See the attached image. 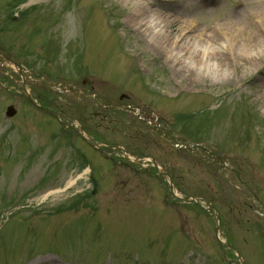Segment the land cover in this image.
I'll use <instances>...</instances> for the list:
<instances>
[{"label": "rangeland", "instance_id": "1", "mask_svg": "<svg viewBox=\"0 0 264 264\" xmlns=\"http://www.w3.org/2000/svg\"><path fill=\"white\" fill-rule=\"evenodd\" d=\"M150 1L166 23L171 14L191 20L193 34L203 30L210 47L228 38L234 21L244 41L259 31L251 13L264 14V0ZM145 17L128 0H0V41L59 81L148 103L179 135L206 139L232 156L243 186L190 166L173 173L177 192L210 199L246 264H264V209L257 205L264 204V53L251 64L225 54L222 63L193 71L168 56L178 25L163 40L140 27ZM258 45L252 43L253 53ZM9 104L17 109L13 117L5 114ZM74 135L21 94L0 88V225L7 223L0 264H234L217 242L215 217L201 205L170 196L155 172L113 153L105 160ZM100 137L139 149L124 143L119 128Z\"/></svg>", "mask_w": 264, "mask_h": 264}, {"label": "bare ground", "instance_id": "2", "mask_svg": "<svg viewBox=\"0 0 264 264\" xmlns=\"http://www.w3.org/2000/svg\"><path fill=\"white\" fill-rule=\"evenodd\" d=\"M128 1H130L131 4H133L146 14V17L148 19L146 17L145 18L147 19V21L142 22L139 25L140 27H145V30L143 29L144 31L150 30L149 35L157 36V38L163 37L161 39L164 40L166 33L169 34L172 32V25H178L181 30L180 36H178L176 40L169 45V48H173L174 50L169 49L168 56L174 57L175 61L178 60L179 62L181 57L182 63H185V66L193 71H196L197 66L200 68V70L208 67L210 68L211 66H213V64H215L214 59H216L217 61L220 59L219 63L220 61L222 63V61H224V58L222 56L225 54H227L228 57H233L234 61L236 62H248L251 64L252 62H256V60L259 59V57L256 56L257 54L258 56H260L261 53H264V14L262 15L257 12L251 13V16L254 18L252 22L256 23L259 26V31H256L254 34L245 35L246 37L244 36V41L241 37L242 42H238L239 39L237 32L242 27H240L241 25H239L237 21H234L232 24H230V26H227L228 38L225 36V40L218 39L220 43L216 46L210 47L206 43L202 42L201 38L205 39L206 41L208 39V35L204 34L203 30L199 32L198 35L193 34L195 28L194 23L191 20H178L177 17H175L176 15L174 16V14H171L167 17V19L173 20V23H166L161 17L158 16L155 10L151 8V1ZM139 12V10L134 11L132 13V16L134 15L135 17H138ZM236 26H238L239 28H237ZM209 35L213 36L211 34ZM228 39L230 40V44H228ZM255 40H257V44H259L258 47H260V49H257V47H255L256 51L255 53H253L254 48H252V43L254 44ZM197 42L200 44V47L198 50H193V43ZM218 53L220 54V56L217 55ZM194 57L196 61L193 59ZM196 57H199V60H197ZM211 61L213 62V64ZM191 64L196 65V68L192 67ZM216 71L218 75L224 73L221 69H217Z\"/></svg>", "mask_w": 264, "mask_h": 264}, {"label": "water", "instance_id": "3", "mask_svg": "<svg viewBox=\"0 0 264 264\" xmlns=\"http://www.w3.org/2000/svg\"><path fill=\"white\" fill-rule=\"evenodd\" d=\"M48 111H50V109H49ZM14 112H15V110L13 109L12 106H10V107H9L8 114L11 115V114H13Z\"/></svg>", "mask_w": 264, "mask_h": 264}]
</instances>
